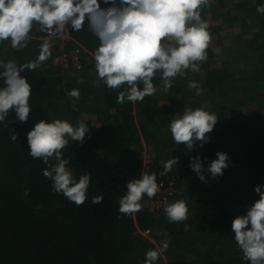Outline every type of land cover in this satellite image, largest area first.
<instances>
[{
  "label": "trees",
  "instance_id": "16d2710c",
  "mask_svg": "<svg viewBox=\"0 0 264 264\" xmlns=\"http://www.w3.org/2000/svg\"><path fill=\"white\" fill-rule=\"evenodd\" d=\"M245 1L236 6L237 10L245 7ZM259 2L264 4L263 0ZM241 25L248 26L246 21ZM37 28L33 27L25 49H12L8 41L0 44V59H14L18 64L35 59L45 35ZM70 36L73 41L49 38L52 57L35 72L21 73L32 87V96L27 123L21 124L14 114L7 118L15 121L9 127L18 140L12 142L8 129L0 126V264H144L146 251L158 250L153 240L159 243L165 239L169 248L164 253H168L170 264H248L234 241L231 222L259 198L254 187L264 185V90L260 96L262 114L244 120L230 113V100L219 104L214 100V108L205 109L219 119L210 142L190 152L185 145L174 143L168 130L169 117L184 107L203 108V99L186 86L189 78L174 83L168 93L159 89L157 97L139 102L142 117L136 119L133 103L117 104V93L102 84L96 86L99 82H94V75L86 72L79 76L73 68L67 72L55 65L57 55L78 48L75 41L85 43L92 51L98 45L87 30ZM90 40H94L93 45ZM208 68L202 64L201 69L211 77L204 81L209 86L207 94L231 87L226 80L232 75L220 69H213V73ZM85 70L95 71L94 64H88ZM259 78L264 87V70ZM73 88L80 90L79 100L66 96ZM84 114H97L99 123L83 120ZM56 118L68 120L73 126L83 121L90 131L82 145L69 141L63 150L77 178L81 174L92 177L88 199L79 207L51 191L52 182L43 176L45 164L28 154L27 133L34 123ZM141 134L179 158L170 172L177 177L176 186H192L186 193L196 206L181 223H169L163 212L155 215L145 208L129 215L118 211V198L126 192L128 181L139 178L141 172L157 174L163 168L160 160H155L150 171L144 170L139 155ZM217 152L229 155V168L223 177L209 179L208 183L199 181L189 167L190 156H200L207 168ZM243 169H248V175L240 174ZM97 195L104 199L93 205L92 197ZM147 229L151 237L140 234L139 230ZM164 232L168 238L162 235ZM158 264H163L162 253Z\"/></svg>",
  "mask_w": 264,
  "mask_h": 264
},
{
  "label": "clouds",
  "instance_id": "9594fccd",
  "mask_svg": "<svg viewBox=\"0 0 264 264\" xmlns=\"http://www.w3.org/2000/svg\"><path fill=\"white\" fill-rule=\"evenodd\" d=\"M211 7V0H0V44L10 42V47L22 50L28 47L34 25L45 34L35 59L18 64L16 60L0 59V126L8 129L9 139L18 140L9 127L15 116L21 124L27 123L31 113L32 87L21 73L35 72L52 57L49 38L69 36L70 32L89 31L98 41L92 53L96 77L107 89L115 91L117 104L143 102L155 95L158 89L168 93L177 78H185L188 72L198 73L208 59L212 42L208 22L202 12ZM256 12L264 15V4L256 6ZM220 49H215L219 54ZM159 80V83H157ZM197 96L204 89L194 80L187 83ZM80 90L73 88L66 96L79 100ZM168 130L177 145H185L190 152L203 148L210 142V134L219 121L214 112L202 107H184L183 111L169 117ZM85 122L73 126L68 120L41 119L27 133L28 154L45 164L43 176L52 182L51 191L62 194L69 202L82 206L88 199L90 174L78 178L69 167L64 149L69 141L83 144L89 133ZM216 159L204 167L200 156L191 157L189 167L199 181L223 177L230 166V157L217 152ZM178 157L164 162L167 174L179 164ZM207 174V175H206ZM118 211L129 215L142 210V199L149 200L160 191L156 173L141 172L140 177L126 183ZM259 197L237 214L231 222L234 241L248 264H264V185L254 187ZM103 195L92 197V204H101ZM163 212L169 223H181L188 219L185 200L169 203L164 200ZM168 238V233L162 234ZM169 248L167 239L158 250L145 253L144 264H158L161 253Z\"/></svg>",
  "mask_w": 264,
  "mask_h": 264
},
{
  "label": "rangeland",
  "instance_id": "374dc122",
  "mask_svg": "<svg viewBox=\"0 0 264 264\" xmlns=\"http://www.w3.org/2000/svg\"><path fill=\"white\" fill-rule=\"evenodd\" d=\"M241 1L242 0H222L220 4L219 0H211V7L202 12V19L208 22V30L213 38L207 50L208 59L203 64L209 67V71L220 69L232 75V77L226 80L227 83L231 84V87H224L221 90L216 89L215 93L207 94L209 86L206 85L204 81H210L211 77H208L203 69L198 73L188 72L185 78H177L173 83L177 81L184 83L186 78L194 81H198L199 79V84L204 89V94L198 97L203 99L204 109L212 110L214 108V100H217L218 104L227 103L230 100V113H233L239 120H244L249 115L260 112L262 114L260 96L263 95L264 87L259 77L261 71L264 70V15L258 14L256 10L255 12L252 11V14L250 13L251 9H256L260 0H246L245 7L242 10H237L236 6ZM212 7L215 8L212 9ZM236 16L239 17L238 21H235ZM242 21H246L248 26L243 28L241 25ZM34 27L37 26L34 25ZM69 34H72V32ZM59 38L73 41L70 35ZM88 43L93 45L94 40H90ZM74 44H77L78 48L82 50L80 54L82 55L83 62L93 65V51L83 42L78 43L75 41ZM65 46H67V44H65ZM217 48L221 50L219 54L215 53V49ZM75 50L76 49H73L67 53L72 54ZM64 53L65 52L60 53L59 55ZM88 64L82 67V70H73L79 76L85 75L86 72L88 75H94V82H98L95 71L85 70ZM63 70L67 72L71 71L66 69ZM157 83H159V80H157ZM158 92H160L159 89L153 96L157 97ZM193 93L195 94V91ZM133 106L136 119L142 117V107L139 105V102L133 103ZM82 117L83 120L91 121L93 124L99 123V116L97 114H84ZM141 139V151H139V155L144 162V170L150 171V167L155 163V160H160L159 165L164 167V162L174 157L172 154L169 155V153L162 151L164 147L159 149L155 141V143L148 141L145 135L142 136L141 134ZM243 170L244 172L240 174L243 176L248 175V169ZM173 176L177 178L175 175ZM189 187L192 186L183 184L181 188H178V192L175 195L176 197L171 202L183 199L186 201L190 211V209L194 210L196 205L195 201L186 193ZM188 230L189 229L186 228L185 232H188ZM153 242L156 243L158 249L162 247L163 241L158 243L156 240H153ZM167 254L164 252L162 253L163 264H170Z\"/></svg>",
  "mask_w": 264,
  "mask_h": 264
},
{
  "label": "built area",
  "instance_id": "2783aa9c",
  "mask_svg": "<svg viewBox=\"0 0 264 264\" xmlns=\"http://www.w3.org/2000/svg\"><path fill=\"white\" fill-rule=\"evenodd\" d=\"M81 49L77 48L72 54L64 53L59 55L54 59L55 65L62 67V69H77L82 70L88 63L83 62ZM146 171V170H145ZM157 183L160 186V191L156 194L154 198L149 200L146 196L142 199L141 203L143 208L147 209L152 214H159L163 212L164 200L165 198L170 203L176 196L178 192V187L176 186V178L172 173H164V167L156 174ZM135 214V213H133ZM140 234L145 237H150L151 232L147 230H139Z\"/></svg>",
  "mask_w": 264,
  "mask_h": 264
}]
</instances>
